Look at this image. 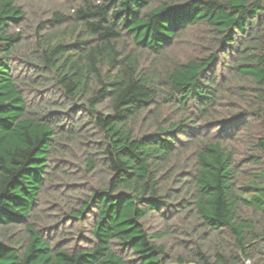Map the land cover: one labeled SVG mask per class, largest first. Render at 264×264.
<instances>
[{
	"label": "trees",
	"instance_id": "16d2710c",
	"mask_svg": "<svg viewBox=\"0 0 264 264\" xmlns=\"http://www.w3.org/2000/svg\"><path fill=\"white\" fill-rule=\"evenodd\" d=\"M0 264H264V0H0Z\"/></svg>",
	"mask_w": 264,
	"mask_h": 264
}]
</instances>
